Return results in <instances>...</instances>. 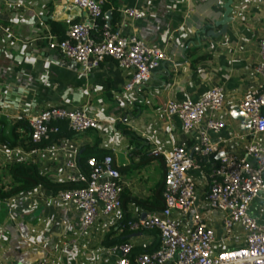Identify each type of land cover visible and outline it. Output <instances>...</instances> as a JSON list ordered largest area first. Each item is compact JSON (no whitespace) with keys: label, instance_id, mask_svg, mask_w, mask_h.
<instances>
[{"label":"crops","instance_id":"crops-1","mask_svg":"<svg viewBox=\"0 0 264 264\" xmlns=\"http://www.w3.org/2000/svg\"><path fill=\"white\" fill-rule=\"evenodd\" d=\"M225 1L107 0L110 10L104 11V18L113 29L137 34L167 55L146 82L126 91L129 71L115 60L107 58L83 71L48 48L46 36L62 37L67 18H86L73 0H0V263L45 259L46 264H114L111 249L119 243H132L135 254L157 248L156 231L129 232L125 222L140 218L141 212L161 210L166 157L177 144L199 164L189 174L196 184L197 209L216 233L214 252L237 245L229 239L233 235L243 239L239 226L230 235L225 233L223 213L208 209L205 196L212 165L226 154L243 155L250 141L249 123L232 111L239 109L246 93L264 91V81L253 72L258 40L264 36V0H234L225 34L202 33L220 29L214 23L221 18ZM125 7L143 10L146 16L123 20L118 11ZM214 86L224 89V105L216 117L227 126L208 133L218 149L202 161L198 130L186 133L177 117L168 120L165 103L198 100ZM55 105L84 107L97 113L99 122L83 133H72L62 124L51 141L61 148L57 159L41 152L31 155L28 119ZM64 149H74L79 161L112 154L126 185L120 210L98 218L85 232L81 211L54 197L64 186L55 172ZM249 214L264 225L262 197L254 200ZM172 215L181 230L189 228L180 213L173 210Z\"/></svg>","mask_w":264,"mask_h":264},{"label":"built area","instance_id":"built-area-1","mask_svg":"<svg viewBox=\"0 0 264 264\" xmlns=\"http://www.w3.org/2000/svg\"><path fill=\"white\" fill-rule=\"evenodd\" d=\"M106 1L73 0V4L86 12V18L80 21L67 18L63 36L49 34L46 36L47 45L78 63L83 71L97 67L107 58L115 60L129 71L125 90L132 91L150 78L167 55L163 49L147 44L137 34H123L113 29L104 18ZM118 12L123 20L146 16L145 11L131 7ZM253 72L264 81V36L258 40V60ZM224 99L223 87L214 86L198 100L168 99L165 103L168 120L177 117L186 133L198 130L202 161H207L218 149V143L212 142L208 133H217L227 126L224 120L216 117L223 108ZM238 107L249 119L250 141L243 155L226 154L212 165L205 200L208 209L223 213L225 233L230 235L231 230L239 226L244 233L243 239L233 235L229 239L237 245L214 252L216 233L197 209L196 184L189 174L199 164L188 156L184 145L177 144L166 157L163 207L125 224L129 232H158L159 245L152 251L135 255L132 243H119L111 249L116 255L114 264H264V225L249 214L257 197L264 200V140L261 138L264 135V91L246 93ZM98 122L99 115L84 107H44L28 119L30 141L34 146L30 154L41 152L57 159L56 154L61 148L51 141L60 134L62 124L72 133H83L94 129ZM43 143L51 144L42 149L39 146ZM1 152L9 157L12 155L4 150ZM76 155L74 149H64L62 165L55 170L58 184L64 186L54 197L58 202L73 205L81 211L80 223L82 232H85L98 218L120 210L126 185L112 154L87 158L85 171ZM173 210L185 219L188 229H180L173 218ZM30 264H46V260L39 259Z\"/></svg>","mask_w":264,"mask_h":264},{"label":"water","instance_id":"water-1","mask_svg":"<svg viewBox=\"0 0 264 264\" xmlns=\"http://www.w3.org/2000/svg\"><path fill=\"white\" fill-rule=\"evenodd\" d=\"M233 3H234V0H226L225 3L223 4V6H222L223 12L221 14V18L218 21H215V23H214V27L220 28L218 31H214L211 28L208 31H202V33H205L206 35L212 36V37H218L220 35L225 34L227 26H228V23H230V21L232 20L231 13H232V10H233ZM106 17L108 19H110V12L107 13ZM232 114L235 117H237L238 119H240L241 121H243V122L248 124L249 119H248L247 115L243 111H241V110L236 108V109H234L232 111ZM81 155H82V152H80L79 157ZM165 172H166V169H165ZM165 172H164V178H165ZM163 185H164V179H163V181L161 183V187H163ZM145 216H146V212H141L139 217L142 219ZM155 234L159 236L158 232H155Z\"/></svg>","mask_w":264,"mask_h":264},{"label":"trees","instance_id":"trees-1","mask_svg":"<svg viewBox=\"0 0 264 264\" xmlns=\"http://www.w3.org/2000/svg\"><path fill=\"white\" fill-rule=\"evenodd\" d=\"M103 10H104V11H106V10H110V6L107 5V4L104 5ZM111 10L114 12L116 9H111ZM100 23H101V25L103 24L102 21H100ZM84 161H85V160L80 159L79 162H80V164H81V166H82V169L85 171L86 168L84 167ZM17 173H18V169H15V170L13 171V174L16 175ZM40 180H43V179H40ZM0 197H3L1 193H0ZM127 221H128V220H127ZM127 221H126V222H127ZM126 222H125V223H126ZM134 248L136 249L137 247L135 246ZM134 254H135V253H134ZM138 254H140V253H136L135 255H138Z\"/></svg>","mask_w":264,"mask_h":264}]
</instances>
